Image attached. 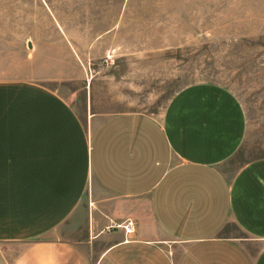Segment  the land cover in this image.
Listing matches in <instances>:
<instances>
[{
	"label": "crops",
	"instance_id": "1",
	"mask_svg": "<svg viewBox=\"0 0 264 264\" xmlns=\"http://www.w3.org/2000/svg\"><path fill=\"white\" fill-rule=\"evenodd\" d=\"M246 134L215 84L89 140L60 94L0 81V264H264V159L227 168ZM89 175L110 198L84 204ZM83 227L91 257L65 241Z\"/></svg>",
	"mask_w": 264,
	"mask_h": 264
},
{
	"label": "rangeland",
	"instance_id": "2",
	"mask_svg": "<svg viewBox=\"0 0 264 264\" xmlns=\"http://www.w3.org/2000/svg\"><path fill=\"white\" fill-rule=\"evenodd\" d=\"M0 81L60 94L89 140L115 115L160 119L183 90L218 85L247 116L235 171L264 159V0H0ZM100 197L89 175L84 204ZM65 241L94 256L84 227Z\"/></svg>",
	"mask_w": 264,
	"mask_h": 264
},
{
	"label": "built area",
	"instance_id": "3",
	"mask_svg": "<svg viewBox=\"0 0 264 264\" xmlns=\"http://www.w3.org/2000/svg\"><path fill=\"white\" fill-rule=\"evenodd\" d=\"M131 226H132V224L130 223L129 226L127 228H125L127 233H131L133 231Z\"/></svg>",
	"mask_w": 264,
	"mask_h": 264
}]
</instances>
